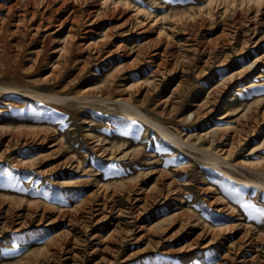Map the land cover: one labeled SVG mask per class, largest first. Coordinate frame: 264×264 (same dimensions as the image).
I'll use <instances>...</instances> for the list:
<instances>
[{
  "label": "rangeland",
  "instance_id": "rangeland-1",
  "mask_svg": "<svg viewBox=\"0 0 264 264\" xmlns=\"http://www.w3.org/2000/svg\"><path fill=\"white\" fill-rule=\"evenodd\" d=\"M0 90V264H264V0H0Z\"/></svg>",
  "mask_w": 264,
  "mask_h": 264
},
{
  "label": "bare ground",
  "instance_id": "bare-ground-1",
  "mask_svg": "<svg viewBox=\"0 0 264 264\" xmlns=\"http://www.w3.org/2000/svg\"><path fill=\"white\" fill-rule=\"evenodd\" d=\"M29 2V1H28ZM145 47V46H144ZM7 90V89H6ZM1 91V90H0ZM8 91V90H7ZM31 96L32 97H34V98H39V100H40V98H42V99H45V100H49V102L51 101H57V102H59L58 100H61L62 99V97L61 96H59V95H57V94H40V93H37V94H31ZM64 98V97H63ZM79 98H81V97H70V99H79ZM83 100V99H82ZM101 100V99H100ZM55 101V102H56ZM64 101V100H63ZM78 101V100H77ZM60 103V102H59ZM124 108L126 109V110H128L129 108H131V106H129V104H125L124 105ZM142 117V116H141ZM148 120V119H147ZM155 127H156V129L158 130V132H160L163 136H165L166 138H168V139H170V140H172V141H174V142H176L177 144L179 143V141H177V139L174 137V136H172L170 133H168L163 127H161V125H159V124H155ZM224 133V132H223ZM183 142V141H182ZM190 147V146H189ZM196 150H198V149H196ZM200 151H201V149H199ZM208 154V153H207ZM211 158V157H210ZM218 161H219V159L218 158H216L215 157V161H213V163H218ZM211 165H213V164H211ZM233 165V164H232ZM216 166H219V165H216ZM229 166H230V164H229ZM243 166V165H242ZM214 167V166H213ZM244 167V166H243ZM254 172H256V170H254ZM263 172V171H262ZM225 173V172H224ZM264 173V172H263ZM262 173V174H263ZM227 174V173H226ZM254 174V173H253ZM264 176V175H263ZM253 182H254V180H253ZM258 185V184H257ZM260 187V186H259ZM261 187H263V186H261ZM264 188V187H263Z\"/></svg>",
  "mask_w": 264,
  "mask_h": 264
}]
</instances>
